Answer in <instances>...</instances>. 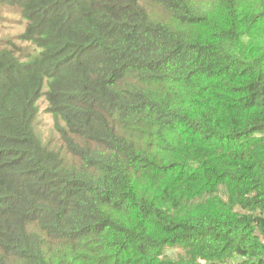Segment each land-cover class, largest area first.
<instances>
[{
    "label": "trees",
    "instance_id": "1",
    "mask_svg": "<svg viewBox=\"0 0 264 264\" xmlns=\"http://www.w3.org/2000/svg\"><path fill=\"white\" fill-rule=\"evenodd\" d=\"M3 4L0 264H264V0Z\"/></svg>",
    "mask_w": 264,
    "mask_h": 264
},
{
    "label": "rangeland",
    "instance_id": "2",
    "mask_svg": "<svg viewBox=\"0 0 264 264\" xmlns=\"http://www.w3.org/2000/svg\"><path fill=\"white\" fill-rule=\"evenodd\" d=\"M19 20L21 19L16 9L4 4L0 5V37L6 35H8V37L18 36L24 29V25L19 24ZM38 107L39 112L35 123V130L39 139L45 141L47 140L46 137H48V132L46 131L49 125H51L52 119L46 111L47 105L44 99L39 100Z\"/></svg>",
    "mask_w": 264,
    "mask_h": 264
}]
</instances>
